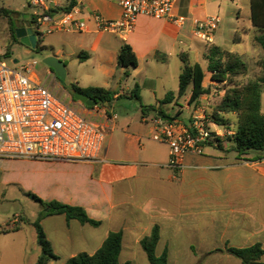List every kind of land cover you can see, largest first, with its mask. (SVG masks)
Returning a JSON list of instances; mask_svg holds the SVG:
<instances>
[{"label": "crops", "instance_id": "obj_1", "mask_svg": "<svg viewBox=\"0 0 264 264\" xmlns=\"http://www.w3.org/2000/svg\"><path fill=\"white\" fill-rule=\"evenodd\" d=\"M40 1L42 4L37 7L29 3L32 11L26 14L27 20H31V16L37 10L64 12L68 11L65 9L70 5L69 10L77 5L81 6L82 13L78 18L87 22L88 29L80 32L87 35V39L83 37L78 43L80 54H84V59H88L90 55L87 50L96 54L113 47L115 56L112 59H116L115 68L120 69L126 78L132 76L138 79L136 84L140 87V107L141 103L156 104L158 100L165 98L168 92L177 95L180 74L178 83H175V80L170 82L164 73V67L169 65L175 53L180 52L179 57L182 53L188 54L192 62L199 63L196 57L198 55L205 57L208 49L213 45L228 50L229 43L242 42V38L238 35L240 17L238 14L234 19L232 9L227 8L229 0H179L176 13L188 18V23L183 28L166 20L141 16L132 33L126 36L109 33L110 37L107 33L99 31L94 15L100 14L110 20L119 19L122 8L118 0ZM208 16H219L221 22L214 43L206 44V47L200 51V44L193 48L194 39L200 40L191 33L192 21ZM30 26L34 25L28 23L27 27ZM236 36H239L238 41L235 40ZM112 37L116 39V43ZM124 43H128L133 48L139 62L137 68L128 69L129 76L126 75L127 70L119 68L117 64V56ZM43 45L45 46V38ZM185 47L190 51H185ZM144 70L145 73L141 75ZM208 77L210 79V76ZM116 92L118 93L114 100L130 95L121 91ZM145 92L152 94L154 103L149 101L144 103ZM190 96L191 94L186 98V104L181 107H188L186 105ZM182 97L177 98L167 107L177 104ZM70 98L72 100L73 97ZM75 103L83 111L88 109L86 106H81L78 101ZM201 111L206 112L204 109ZM108 112L110 115L114 114L112 111ZM152 114L145 117L141 115L140 122L130 124L121 123L117 115L110 121L93 116L106 136L101 162L0 158V186L17 188L24 195L25 192H32L46 201L57 200L81 206L91 218L102 221L101 226L94 227L75 219L68 220L64 214L46 217L42 225L54 252L59 256L58 260L50 264H65L82 252L94 254L103 246L109 234L117 231L123 232L120 263L134 264L135 256L139 253L135 251L141 246V239L151 233L155 224L161 228V239L157 248L161 242H164L163 251L165 248L168 249L169 264H180L183 261L182 254L170 252L171 236L177 235L182 230L190 233L194 226H199L200 232H208L210 200H218L215 205L217 208L230 209L233 214L242 215L243 221H248L241 223L240 227L233 228L236 229L235 233H241L237 237L241 242L240 247L252 246L257 242L264 247V162L262 161L264 154L258 159L254 158V155L239 158L235 152L221 151L215 145H211L206 148L210 151L207 153L205 151L203 155H187L184 160L186 170L180 171L176 176L175 172L167 167L170 158L169 147L152 139L153 126L149 121L154 116ZM225 146L228 147L227 144ZM163 148H166L165 155ZM216 151H220L221 154H217ZM19 215L15 214L14 225L10 222L0 225V229L11 230L19 225L21 228L15 233H29L28 227L32 225H23ZM23 217L31 222L36 220V218L31 220L26 215ZM235 219L219 217V223L228 224L235 222ZM226 245L231 246L229 241L225 243V248ZM29 246L28 238L18 236L13 246L16 252H6L8 264H25ZM38 250L40 251V246ZM163 251L156 253L160 256ZM4 253L0 255V264L5 256ZM220 253L219 264H242L240 260H234V256L229 252ZM146 259L147 262L142 258V264H149L147 256ZM192 264L203 263L197 260Z\"/></svg>", "mask_w": 264, "mask_h": 264}, {"label": "rangeland", "instance_id": "obj_2", "mask_svg": "<svg viewBox=\"0 0 264 264\" xmlns=\"http://www.w3.org/2000/svg\"><path fill=\"white\" fill-rule=\"evenodd\" d=\"M227 5V8L232 9L234 19L239 14L238 35L242 38V42L238 44L229 43L227 47L228 50L237 52L241 55L248 66L247 74L235 77L233 81L228 84L211 82L208 77L209 75H207L204 86H206L208 92L203 96L204 98L202 101L199 104L192 105H189L187 102V108L181 107L186 104L185 100L191 94L192 89L189 87L186 94L178 101L179 103L164 108L168 115L172 116L178 114L181 115L184 120H187L202 109L206 110L207 114H211L215 107L221 102L225 89L229 86L245 85L263 75V70L258 63L263 58L264 53L261 46L255 40L258 31L256 28H253L250 20V0H229ZM0 7H5L16 12L12 14V17L16 20L15 29L28 26L26 14L31 13L32 9L27 0H0ZM12 31L9 18L1 16L0 60L11 67L32 64L36 61L37 65L30 67L29 75L52 89L67 102L71 99L70 96H72L73 85H79L83 88L91 86L105 87L107 89L121 91L124 94H131L135 84L138 82V79H135V77L130 76L126 78L125 74L120 72V69L115 68L116 59H112V57L115 56L114 49L112 50L113 47L109 49L106 48L105 52L101 50L96 54L87 50L90 58L80 60L81 50L78 47V43L83 37L87 39L86 34H81L78 31H55L51 34H47L46 27H41V31L44 33L45 38V48L34 49L16 41L12 36ZM107 34L108 37L111 36L109 33ZM112 38L116 43V39L114 37ZM199 44L201 46L199 50L201 51L208 43L194 39L193 48L195 49ZM184 50L190 51L186 47ZM178 54L175 53L169 65L164 67L166 78L170 79V82L175 80V83H178V77L182 71L183 65ZM48 57H56L65 65L66 78L64 80L60 79L56 72L45 64L44 60ZM196 61L207 70L208 61L205 57L198 55ZM160 72L161 71H158V73ZM144 73L145 70L141 75ZM143 101L144 103L148 101L154 103V97L151 93L145 92L143 94ZM102 107L116 114L121 123L130 124L131 122H140L141 120L142 112L140 103L135 98L123 96L114 100L111 104H106ZM262 109L264 112V86L262 87ZM152 115H154V113ZM228 117L235 123L237 119L236 114L231 113ZM209 151L210 150H206V153ZM165 152L166 148H163V155H165ZM216 153L221 154L220 151H216ZM254 154L251 153L250 155ZM183 170L186 169L184 168ZM168 173H170V171H168ZM178 173L179 172H175V175L178 176ZM218 202V200H210L209 202L210 220L207 226L208 232H200L199 226H194V228L191 226L193 231L190 233L182 230L179 231L177 235L172 234L171 241H169L170 252L173 254H182L183 261H181L180 264H192L197 262V260L203 264H219V260L221 259L220 252H227L226 249L224 251L227 241H229V245L231 246L240 247L241 242H239L237 238L240 232L235 233L236 229L233 228L236 226L240 227L241 223H247L248 221H243L242 215L233 214L230 209L217 208L215 205H217ZM41 209L42 207L39 203L22 194L19 189L0 186V225H6L10 222L11 225H14L13 220L15 214H20V218L26 215L31 220H34ZM219 217H225L226 219H231L233 217L236 218V221L222 224L219 223ZM191 227L188 228L192 230ZM28 229L29 233L27 234L15 232H9L7 234L0 233V255L5 252L2 264L9 263L6 252H16L13 250V246L16 244V238L18 236H24V238H28L29 241V253L26 255L25 264H37L38 257L41 254V248L40 251L38 250L37 232L33 226H29ZM164 237H166L165 233ZM190 245H193V247ZM163 248L164 242H161L156 252L161 253ZM135 252L139 253L135 256L136 262L134 264H142V258L147 262L146 255L141 246H138ZM194 252L198 254L196 255ZM233 258L239 261L237 258ZM122 261H124L123 257Z\"/></svg>", "mask_w": 264, "mask_h": 264}, {"label": "built area", "instance_id": "obj_3", "mask_svg": "<svg viewBox=\"0 0 264 264\" xmlns=\"http://www.w3.org/2000/svg\"><path fill=\"white\" fill-rule=\"evenodd\" d=\"M27 1L36 7L42 4L40 0ZM118 1L122 8L119 19L94 15L99 31L126 36L135 30L141 16L166 20L179 28L188 23L186 16L176 13L179 0ZM81 13L80 5L64 12L37 10L32 20L36 30L43 35L41 27H46L47 34L83 32L88 29V24L78 18ZM220 22L219 16L194 19L191 33L199 40L213 44ZM35 65L36 61L11 67L0 60V158L101 162L106 136L93 116L110 121L116 114L110 115L100 104L86 106L88 109L83 111L73 98L67 102L29 75L30 67ZM149 121L153 126L152 139L170 149L167 167L174 172L186 167L187 155H203L211 143L226 141L234 135L232 125H219L205 111H198L187 120L178 114L170 117L155 114Z\"/></svg>", "mask_w": 264, "mask_h": 264}, {"label": "trees", "instance_id": "obj_4", "mask_svg": "<svg viewBox=\"0 0 264 264\" xmlns=\"http://www.w3.org/2000/svg\"><path fill=\"white\" fill-rule=\"evenodd\" d=\"M251 6V23L256 28L258 35L255 37L256 42L261 46L264 53V0H250ZM71 5L65 10H69ZM16 12L5 7H0V17H7L12 26V36L20 43V39L16 37V20L12 14ZM34 15L31 20H27L33 25ZM35 33L38 35V43L36 49H44V35L39 33L33 26ZM236 41L239 36H236ZM8 54V53H7ZM180 58L183 62L182 71L179 77V91L177 95L174 92H168L165 98L158 100L154 105H144L141 103L142 115L145 117L150 113L162 114L164 117H170L164 110L165 107L172 104L177 98L184 96L189 87H192L191 96L188 100L190 105L199 104L200 99L207 94L208 90L204 86L207 75L210 80L218 84H228L240 75L248 72V66L239 53L228 51L222 47L211 46L205 58L208 61L207 70L200 63L192 62L188 54L182 53ZM84 59V54H80V60ZM117 64L119 68H125L126 75L130 73L128 69L138 67V58L133 48L124 43L117 56ZM259 66L263 70V75L254 81H250L242 86H229L225 89V93L221 102L215 107L210 115L219 125H232L234 135L226 141L218 140L210 145H215L217 149L226 152H235L239 158L247 157L251 153L254 158H261L264 154V112L262 109V87L264 86V56L259 61ZM140 87L135 85L130 98L141 100ZM80 93L89 96L100 105L111 104L115 95L118 93L104 87H80L72 86V97ZM178 103V101H177ZM236 114L237 119L233 123L228 117L229 114ZM228 145V147L225 146ZM25 196L39 203L42 207L34 222L22 217L23 225L35 227L37 232L38 244L41 248V254L37 264H50L52 261L59 259L54 252L51 241L42 225V221L53 215H66L68 220H78L82 224H90L94 227L102 225V221L91 218L86 210L81 206L66 204L57 200L46 201L32 192H25ZM21 226H14L11 230L0 229V233L15 232ZM161 239V228L155 224L149 235L143 237L140 241L143 251L146 253L149 264H169L168 249L165 248L163 253L158 256L156 253L157 246ZM123 249V232H111L104 242L103 246L94 254L86 252L69 259L65 264H121L120 254ZM226 251L236 257L242 264H264V247L260 242L247 247H234L226 245ZM125 264H131L126 262Z\"/></svg>", "mask_w": 264, "mask_h": 264}, {"label": "water", "instance_id": "obj_5", "mask_svg": "<svg viewBox=\"0 0 264 264\" xmlns=\"http://www.w3.org/2000/svg\"><path fill=\"white\" fill-rule=\"evenodd\" d=\"M16 37L27 47L36 48L38 43V35L35 33L33 26L20 27L16 29ZM45 64L52 68L58 77L62 80L66 78L65 65L56 57H48L44 60ZM74 101H78L87 107H94L98 103L87 95L77 93L73 97ZM161 115V114H160Z\"/></svg>", "mask_w": 264, "mask_h": 264}]
</instances>
